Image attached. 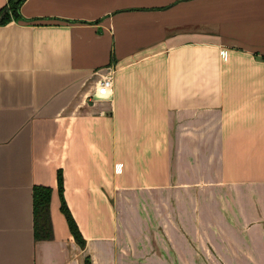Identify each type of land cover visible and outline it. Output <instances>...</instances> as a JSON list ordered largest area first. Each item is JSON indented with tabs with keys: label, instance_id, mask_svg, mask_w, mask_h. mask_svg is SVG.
I'll use <instances>...</instances> for the list:
<instances>
[{
	"label": "crops",
	"instance_id": "crops-1",
	"mask_svg": "<svg viewBox=\"0 0 264 264\" xmlns=\"http://www.w3.org/2000/svg\"><path fill=\"white\" fill-rule=\"evenodd\" d=\"M20 11L0 24V264H264V0ZM36 184L53 188L52 239L34 237ZM201 185L244 225L215 203L200 226L185 188Z\"/></svg>",
	"mask_w": 264,
	"mask_h": 264
},
{
	"label": "trees",
	"instance_id": "trees-1",
	"mask_svg": "<svg viewBox=\"0 0 264 264\" xmlns=\"http://www.w3.org/2000/svg\"><path fill=\"white\" fill-rule=\"evenodd\" d=\"M24 0H9L0 9V24H6L13 19L22 18L20 11ZM58 186L61 196V210L64 213L69 228L78 242L84 248L86 239L83 236L76 219L74 218L64 196V179L61 172L58 173ZM53 188L50 185L36 184L33 188V214L34 237L36 240H48L54 237V227L51 214V199ZM84 264H92L90 257L85 258Z\"/></svg>",
	"mask_w": 264,
	"mask_h": 264
},
{
	"label": "rangeland",
	"instance_id": "rangeland-1",
	"mask_svg": "<svg viewBox=\"0 0 264 264\" xmlns=\"http://www.w3.org/2000/svg\"><path fill=\"white\" fill-rule=\"evenodd\" d=\"M215 187H210L208 185H201V186H197V187H187L185 188V193L186 194H192V191L195 190L196 192L193 194L195 195L196 198V202H195V208L196 210H199V223L200 226H204V225H208V221L206 219H208L207 217H205V212H209V210H213V205H217V210H219V207H221V209L223 210V213L228 215L227 219L228 221H231L234 225H244V218H241V216L237 213L234 212L236 217L235 218H230L231 214H230V210L232 209V207H234V209L236 211H240V206L238 207L237 204L232 200L231 197L227 196V200H225V187L223 186H217L215 189ZM214 190L217 191L218 193V200L214 202L213 197H214ZM210 193H211V202L209 201L210 199ZM221 193V194H220ZM174 204L175 202H170V206H172L171 208L174 209ZM213 204V205H212ZM162 206L166 207V203H162ZM154 209H159L160 203L159 202H154L153 203ZM218 213H221L220 211H218ZM222 213V214H223ZM238 216V218H237ZM215 225V224H214ZM238 235H236L237 237ZM208 234L203 233V234H198L197 236V240H200L201 243H209L211 240H209L208 238ZM234 236V240L232 238L233 241H235ZM244 238V237H243ZM237 241H239V238H236ZM213 241V239H212ZM203 257V256H202ZM204 258V257H203Z\"/></svg>",
	"mask_w": 264,
	"mask_h": 264
},
{
	"label": "built area",
	"instance_id": "built-area-1",
	"mask_svg": "<svg viewBox=\"0 0 264 264\" xmlns=\"http://www.w3.org/2000/svg\"><path fill=\"white\" fill-rule=\"evenodd\" d=\"M100 84L108 89H111L112 87V82L110 78H104Z\"/></svg>",
	"mask_w": 264,
	"mask_h": 264
}]
</instances>
